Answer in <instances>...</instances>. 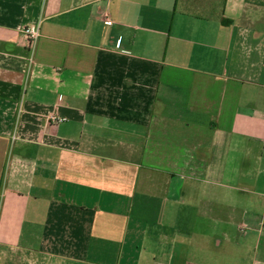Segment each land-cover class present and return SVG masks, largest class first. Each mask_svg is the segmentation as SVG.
<instances>
[{
  "label": "crops",
  "instance_id": "1",
  "mask_svg": "<svg viewBox=\"0 0 264 264\" xmlns=\"http://www.w3.org/2000/svg\"><path fill=\"white\" fill-rule=\"evenodd\" d=\"M0 264H264V0H0Z\"/></svg>",
  "mask_w": 264,
  "mask_h": 264
},
{
  "label": "built area",
  "instance_id": "2",
  "mask_svg": "<svg viewBox=\"0 0 264 264\" xmlns=\"http://www.w3.org/2000/svg\"><path fill=\"white\" fill-rule=\"evenodd\" d=\"M104 17H105V20H104L105 24L111 25L112 20L106 14H104ZM25 32L27 33L29 39L32 41L36 40L39 36L38 26L29 25V26L25 27ZM51 119L56 120V118L54 116L51 117Z\"/></svg>",
  "mask_w": 264,
  "mask_h": 264
}]
</instances>
